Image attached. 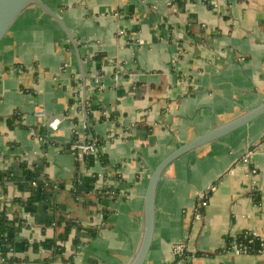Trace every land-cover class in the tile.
<instances>
[{
  "label": "crops",
  "instance_id": "crops-1",
  "mask_svg": "<svg viewBox=\"0 0 264 264\" xmlns=\"http://www.w3.org/2000/svg\"><path fill=\"white\" fill-rule=\"evenodd\" d=\"M42 1L72 31L85 82L61 27L26 7L0 40V213L13 239L5 252L12 264H129L156 165L264 101V0ZM53 118L57 128L41 139ZM263 135L264 113L188 159L159 206L144 264L182 260L180 242L187 264H264V247L219 250L243 230L264 243ZM74 137L98 139L97 152L77 160ZM33 180L52 186L41 195ZM102 189L96 205L82 202ZM62 218L73 219L65 239Z\"/></svg>",
  "mask_w": 264,
  "mask_h": 264
},
{
  "label": "water",
  "instance_id": "water-1",
  "mask_svg": "<svg viewBox=\"0 0 264 264\" xmlns=\"http://www.w3.org/2000/svg\"><path fill=\"white\" fill-rule=\"evenodd\" d=\"M33 4L47 12L64 31L75 51L82 79L85 82V73L83 71L78 45L73 37L72 31L65 25L60 16L42 0H0V40L7 33L19 14L26 7ZM83 90L82 102L85 112V87ZM263 113L264 101L260 102L254 108L247 109L240 115L220 123L211 130L178 145L156 165L149 176L145 190L140 244L129 264H144L153 240L154 226L159 206L169 190L175 185L179 170L186 169L188 159L200 155L207 143L233 132ZM189 258L190 256L174 264H187Z\"/></svg>",
  "mask_w": 264,
  "mask_h": 264
},
{
  "label": "trees",
  "instance_id": "trees-1",
  "mask_svg": "<svg viewBox=\"0 0 264 264\" xmlns=\"http://www.w3.org/2000/svg\"><path fill=\"white\" fill-rule=\"evenodd\" d=\"M70 102H71V100H70ZM89 115H90V112H88V116ZM92 138H94V137H92ZM76 139L77 138L74 137L72 140H76ZM96 140L98 143V139H96ZM261 142H264V135L261 137ZM84 157H86V155H76L77 160L84 158ZM7 177H8V175L5 172H0V183L3 184L4 180ZM35 183H36L35 186H31V187L34 188V190L39 188L40 189L39 192L41 195H45V192H44L45 187H51L52 186V184L50 182L46 183V181L45 182H39V181L36 182L35 181ZM30 185H32L31 181H30ZM79 193L80 192H78L77 190L74 192L75 195H79ZM105 193H106L105 189L100 190L96 202L95 201H89V200L85 199V197L83 196L82 202L85 205L90 204V203L91 204L93 203L96 205L97 202L100 200V198L103 195H105ZM206 194H207V197L204 198L203 201L208 200V196L210 194V191H207ZM205 207L206 206H200L199 207V212L201 213V215H203ZM61 220L65 222V232L61 235V239H65L67 237L69 227L72 225L73 219L62 218ZM9 225H10V222L6 219L5 212L0 213V245L2 247V249H0V259L3 258V261H0V264H12L13 262H15L17 260L15 258H12V255L5 252V250H6L5 248H11L12 244H13L12 237H9L6 234V231L11 228V226H9ZM245 232L246 231L243 230L242 232H240L239 234H236L235 236L225 237L224 245L219 250L220 251H229V250H231L232 245L236 244L240 248L244 249L246 251V253L255 254V253L260 252L264 247L263 241L258 237V235H256L253 243H250V242H248L249 238ZM52 243H53V249L56 251H59L60 250V244H57L54 242H52ZM188 256H190V252L185 251V252H183V254H181V256L177 255L176 258L178 260V259L187 258Z\"/></svg>",
  "mask_w": 264,
  "mask_h": 264
},
{
  "label": "built area",
  "instance_id": "built-area-1",
  "mask_svg": "<svg viewBox=\"0 0 264 264\" xmlns=\"http://www.w3.org/2000/svg\"><path fill=\"white\" fill-rule=\"evenodd\" d=\"M118 77H119L118 72H115L114 73V79L117 80ZM59 122L60 121L58 118H53L51 121H49L47 126H46V134L43 135V137L41 139L48 137L49 132L55 130L57 128ZM253 148L248 147L247 149L244 150V155L242 156V160L244 163L247 162L248 156L251 154ZM68 150L75 156V158H76V155L88 156L89 154H93V153L97 152V140L95 138H92V137L77 138L76 140H72L69 143ZM251 171L254 172L255 169H252ZM31 184L35 185L36 183H35V181H32ZM213 189H214V186H210L209 189L205 190L204 192H201L199 194L198 198L196 199L195 206L192 209L193 217L195 220L201 219L202 215L199 212V207L207 205V201H203V200H204V198L207 197L206 192L207 191L211 192ZM245 231H246L245 233L247 234V236L249 238L248 242L253 243L257 233L253 230H245ZM185 247H186V244L184 242H180V243L175 244V246H174L175 254L181 256V254H183V252H185ZM231 251H233L235 253H246V251L244 249L240 248L236 244L232 245ZM183 259H185V258H183ZM0 261H3V258H1Z\"/></svg>",
  "mask_w": 264,
  "mask_h": 264
}]
</instances>
